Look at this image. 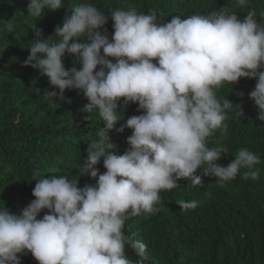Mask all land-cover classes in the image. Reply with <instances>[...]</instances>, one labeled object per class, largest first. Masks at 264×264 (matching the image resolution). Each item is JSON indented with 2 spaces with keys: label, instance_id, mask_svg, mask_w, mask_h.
Instances as JSON below:
<instances>
[{
  "label": "clouds",
  "instance_id": "obj_1",
  "mask_svg": "<svg viewBox=\"0 0 264 264\" xmlns=\"http://www.w3.org/2000/svg\"><path fill=\"white\" fill-rule=\"evenodd\" d=\"M61 9L69 14L53 34L33 30L23 66L47 78L50 103H71L64 93L76 90L87 101L84 119L96 113L103 124L80 161L78 181L34 172V199L19 213L0 208V264H22L28 254L38 264H145L147 246L126 235L125 224L156 214L162 191L181 188L183 180L202 186L204 176L229 182L241 169L249 170L245 179L257 178L256 153L241 149L224 166L218 161L227 149L209 148L207 138L224 126L230 107L245 117L243 104L217 96L224 83L235 89L242 78L254 80L249 97L264 122V22L254 11L241 18L228 6L161 21L134 5L105 13L88 2L67 9L64 0H29L27 15L44 18ZM13 20L0 30L11 32ZM66 56L73 67L66 68ZM133 104L139 115L126 116ZM126 129L131 135L120 154L111 133ZM81 177L94 183L80 187ZM176 204L181 212L198 207L194 199Z\"/></svg>",
  "mask_w": 264,
  "mask_h": 264
},
{
  "label": "trees",
  "instance_id": "obj_2",
  "mask_svg": "<svg viewBox=\"0 0 264 264\" xmlns=\"http://www.w3.org/2000/svg\"><path fill=\"white\" fill-rule=\"evenodd\" d=\"M28 2L0 0V29L14 19L11 32L0 30V208L7 207L12 213H19L34 199V172L78 181L80 161L96 128L103 124L96 113L91 120L84 119L80 109L87 101L76 90L64 93L71 103H50L44 92L54 89L47 78L23 66L33 30L37 27L47 37L69 14L61 9L46 12L44 18H32L27 15ZM84 2L105 13L134 5L139 12L155 11L161 21L228 6L241 18L254 11L257 20L264 22V0H246L243 6H237L236 0H64L67 9ZM106 27L109 33L113 31L111 19ZM64 63L66 68L74 66L70 56ZM255 83L242 78L235 89L229 83L215 89L222 102L229 99L243 104L245 117H238L234 106L227 109L228 119L207 138V146L227 149L228 154L218 161L224 166L241 149L256 153L257 178L245 179L249 170L241 169L229 182L204 176L202 186H188L183 180L181 188L162 191L156 214L135 217L125 224L126 235L146 244L145 264H264V122L256 119L258 109L249 97ZM132 115H139L137 105L128 107L126 116ZM129 135L128 129L122 134L113 131L112 142L117 145L113 151L119 148L122 154ZM97 167L101 173L106 171L102 161ZM198 174L203 175L202 171ZM89 183H94L90 177H81L80 187ZM181 199H194L198 207L181 212L176 204ZM126 254L133 261L138 259L131 248ZM22 264L38 262L28 254L22 257Z\"/></svg>",
  "mask_w": 264,
  "mask_h": 264
}]
</instances>
